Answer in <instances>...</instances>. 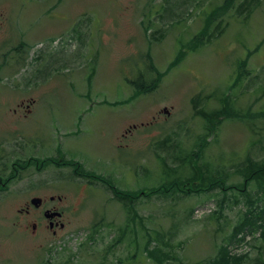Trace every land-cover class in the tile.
I'll return each mask as SVG.
<instances>
[{
	"label": "rangeland",
	"instance_id": "rangeland-1",
	"mask_svg": "<svg viewBox=\"0 0 264 264\" xmlns=\"http://www.w3.org/2000/svg\"><path fill=\"white\" fill-rule=\"evenodd\" d=\"M224 2L0 0V150L27 145L74 165L31 167L28 193L0 198V264H207L223 245L264 264V223L244 243L232 236L245 192L264 194L244 169L247 156L264 159V0H234L197 44ZM149 60L160 86L143 94L133 85L150 83ZM197 94L199 110L233 115L208 124ZM80 165L126 201L77 176ZM163 186L167 195L152 193ZM35 194L64 210L57 236L18 214Z\"/></svg>",
	"mask_w": 264,
	"mask_h": 264
},
{
	"label": "trees",
	"instance_id": "trees-1",
	"mask_svg": "<svg viewBox=\"0 0 264 264\" xmlns=\"http://www.w3.org/2000/svg\"><path fill=\"white\" fill-rule=\"evenodd\" d=\"M234 3V0H225L224 2V5L220 6L218 9H214L213 13L209 15L208 17V20L206 22V27H205V30L203 31V33L199 36H197L194 41L199 44L202 42V40L204 38H208L209 41H211V38H212V33L210 32L209 28L212 27L213 25V22L215 20V18L219 15V14H222L223 12H227L230 7L232 6V4ZM253 7L254 4H241L239 6V8H243L245 9L246 11L250 10V8L248 6ZM242 12V10H239L237 13L240 14ZM220 26L221 28V25L218 23L217 25H215V27L218 29ZM219 30V29H218ZM221 31H219L218 34H220ZM214 37V36H213ZM201 45V44H200ZM20 50V48H18ZM25 52V50H24ZM182 56H184V54H182ZM244 66V61L242 63L239 64V68L241 69V67ZM150 67L152 69H154V66L151 62L150 64ZM155 70V69H154ZM160 80V75L159 73H157V82H159ZM137 90L139 91H142V92H152L155 90L156 86H157V83L155 82L153 85H148V86H145L143 83H136L135 84ZM214 95V94H213ZM201 97V96H199ZM225 99H229V97L225 94ZM194 102V107H195V110L197 112L198 115H201L207 122L208 124H213L214 123H217L219 121H217L218 119H220V121H222L224 118H227V117H231L233 114H227V115H224L225 113V109H220L216 112H210L209 113L207 111H204L203 109L202 110H199L198 109V104L199 102H201L198 97H195V100L193 101ZM228 105L230 106V104L228 103ZM227 111H229V109H227ZM255 112H258L260 110H253ZM256 114V113H254ZM211 127V125H210ZM209 132H211V129H209ZM205 141H207V139H205ZM161 145V143H160ZM203 147V146H202ZM173 161L174 162H178L179 163H182L181 165H184V163L186 162V160H181L179 157L173 155ZM250 160V157L247 156L246 157V164L244 166V169L247 173H245V176H246V180H256L258 182H263L264 183V159L261 160L260 162H250L248 165H247V162ZM188 162V165H193V167H196L195 169L198 170V166H196L198 164L197 160L194 161L193 158H191ZM71 165H73V163H71ZM80 171L81 175L83 176H89L88 173H84V171L80 168ZM197 174H202V172L200 171L199 173ZM196 176V175H195ZM194 176V177H195ZM103 180V182L107 183L111 189H113L114 187L111 185L110 182H108L107 180L105 179H101ZM189 182V181H185V182H182L186 185V183ZM203 182H204V178H203ZM203 182L200 184L202 186ZM188 184V183H187ZM177 183L175 184H171V188L174 189V186H176ZM179 185H183V184H179ZM207 185V184H206ZM200 186V187H201ZM200 187H196V189H193V187H189L190 189V192H198V191H202V188ZM166 186H163V188H159L158 190L156 191H153L152 193H154L155 195H167L165 193H169L168 192V188L165 189ZM199 188V189H198ZM177 190H179V187L177 188ZM165 193H164V192ZM114 192L116 193V195L120 196L119 198H126L129 196V195H125L123 194L121 191H117V190H114ZM171 192H176V191H171ZM140 194H144V192H141ZM139 194V195H140ZM245 194H247V198H246V203H247V217H244L242 222L238 225V226H235L234 227V234L232 235L234 238H238V235H240L241 237L237 239L238 242H241V240H243L242 238L246 237L247 235H249L248 233L251 232L253 233L254 231H257L259 228H261V225H263L264 223V194L263 195H257V194H252L251 192L249 193L248 191L245 192ZM262 203V205L260 204ZM251 230H254V231H251ZM230 253L228 252L227 250V247H225L224 245L221 246L219 248V251L217 253V256L213 259V260H210L207 264H242V260L244 259L243 255H240V256H233V255H229Z\"/></svg>",
	"mask_w": 264,
	"mask_h": 264
},
{
	"label": "flooded vegetation",
	"instance_id": "flooded-vegetation-1",
	"mask_svg": "<svg viewBox=\"0 0 264 264\" xmlns=\"http://www.w3.org/2000/svg\"><path fill=\"white\" fill-rule=\"evenodd\" d=\"M36 149L35 147L34 150ZM6 150L2 149L0 151V198L2 199L12 195L15 186L17 195L28 193L27 188L23 187V184L28 180V176L21 175V173L28 170L32 159H35L33 156L25 158L28 152L23 147H18L16 150L7 152ZM34 198L39 199L36 204H32V199ZM54 199L55 197L50 194L48 196L35 194L32 198L30 197V200L26 201L24 208L18 211V214L24 213L25 226L28 228L31 216L30 222L33 231L35 230L34 233L37 231L41 233V227L48 229L54 236L62 232L65 229L63 213L56 205L51 204L50 201H54ZM22 218L23 216L17 215L15 226H20L19 222L22 221Z\"/></svg>",
	"mask_w": 264,
	"mask_h": 264
}]
</instances>
